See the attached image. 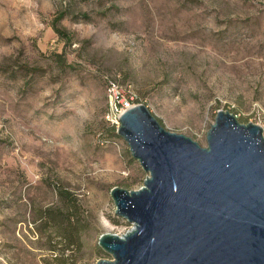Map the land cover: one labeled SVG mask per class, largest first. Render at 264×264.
Wrapping results in <instances>:
<instances>
[{"label": "rangeland", "instance_id": "rangeland-1", "mask_svg": "<svg viewBox=\"0 0 264 264\" xmlns=\"http://www.w3.org/2000/svg\"><path fill=\"white\" fill-rule=\"evenodd\" d=\"M107 79L202 146L220 109L264 136V0H0V264H95L99 235L131 227L109 190L145 173L103 119ZM57 188L80 220L69 249L41 213Z\"/></svg>", "mask_w": 264, "mask_h": 264}, {"label": "water", "instance_id": "water-1", "mask_svg": "<svg viewBox=\"0 0 264 264\" xmlns=\"http://www.w3.org/2000/svg\"><path fill=\"white\" fill-rule=\"evenodd\" d=\"M115 132L145 177L136 189L110 188L114 214L131 227L99 235L110 257L95 264H264L260 125L217 110L202 146L138 103Z\"/></svg>", "mask_w": 264, "mask_h": 264}, {"label": "trees", "instance_id": "trees-1", "mask_svg": "<svg viewBox=\"0 0 264 264\" xmlns=\"http://www.w3.org/2000/svg\"><path fill=\"white\" fill-rule=\"evenodd\" d=\"M80 16L84 19L87 18V14H81ZM62 18L63 13H59L54 22H52L51 27L52 30L59 36V38L69 41L70 36L67 34V31L58 24ZM120 186L126 189L130 188V184L127 182L120 184ZM56 192L60 198V201L62 202L61 207H59L56 211L46 208L42 210L41 213L43 215L42 217H44V219L47 221L46 223L60 228L62 231V237L65 241L66 249H69L68 247H73L80 244L78 236L80 230V220H78V217L75 214L76 201L72 194H70V192L66 189L57 188Z\"/></svg>", "mask_w": 264, "mask_h": 264}, {"label": "built area", "instance_id": "built-area-1", "mask_svg": "<svg viewBox=\"0 0 264 264\" xmlns=\"http://www.w3.org/2000/svg\"><path fill=\"white\" fill-rule=\"evenodd\" d=\"M138 104L134 102L132 93L126 86H121L116 81L106 80V108L104 110V121L115 130L119 126V117L131 106ZM0 238V247H1Z\"/></svg>", "mask_w": 264, "mask_h": 264}]
</instances>
